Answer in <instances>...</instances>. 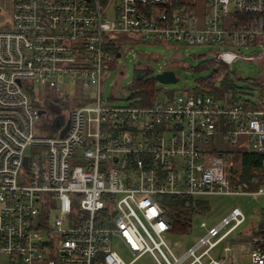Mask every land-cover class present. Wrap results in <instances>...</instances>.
Instances as JSON below:
<instances>
[{"label": "built area", "instance_id": "built-area-1", "mask_svg": "<svg viewBox=\"0 0 264 264\" xmlns=\"http://www.w3.org/2000/svg\"><path fill=\"white\" fill-rule=\"evenodd\" d=\"M125 37L216 43L217 63L264 58V0H11L0 27V264H131L145 252L156 264H228L246 242L249 264H264V221L213 252L244 223L239 207L176 253L160 198L241 192L238 159L223 152L257 153L264 168L263 99L187 89L113 104L102 79L120 50L105 46ZM254 43L257 54L239 52ZM37 86L57 95L40 105Z\"/></svg>", "mask_w": 264, "mask_h": 264}, {"label": "rangeland", "instance_id": "rangeland-1", "mask_svg": "<svg viewBox=\"0 0 264 264\" xmlns=\"http://www.w3.org/2000/svg\"><path fill=\"white\" fill-rule=\"evenodd\" d=\"M11 0H0V27L4 25L11 9ZM207 7V6H206ZM203 8V5H202ZM263 48V44L254 43L240 46L239 52L244 55L257 54ZM219 49L216 43H191L176 44L168 40L164 44L159 40L142 39L140 41L125 37L121 42L120 54L113 59L114 67L110 68L103 75L102 91L105 97L109 92L114 93L115 97L110 102L113 104L126 105L132 101L127 98L131 94V85L133 82L134 69L140 64H146L150 67L149 77L154 78L155 86L161 89L158 99H161L163 90H171L175 94H182L185 90L195 86L197 78L210 76L218 64L212 65L207 62L212 61L213 53ZM203 66L202 68H199ZM198 68V70H195ZM229 77L232 80L233 88L227 89L226 96L219 98L220 101L231 97L234 102L243 104H257L260 100L264 101V58L255 57L254 59H245L237 57L233 62L226 65ZM163 69L173 70L178 78L173 82H160L155 78L156 74ZM121 70V73H120ZM219 81H215L218 85ZM56 90L50 87L37 86V100L42 104L46 96L55 97ZM41 100V101H40ZM38 104V103H37ZM227 145L226 139L223 143ZM239 162V161H238ZM235 162V166L240 171V163ZM261 185L254 186L252 190H245L239 185L241 192L235 194H215L194 196L197 199L205 201V208H196L191 216V225L188 232L184 234L170 232L166 239L176 253H180L188 246L192 245L200 236L205 234L208 227L217 224L231 208L239 207L244 215L245 221L242 225L233 230L230 235L224 238L217 245L213 252H219L223 246H230L233 241L247 240V235L242 234L250 224L257 226L264 221V194H254L248 191H255ZM246 192H244V191ZM58 205L52 206L49 211L50 221L60 212ZM205 221V225L201 222ZM224 230V229H223ZM222 230V231H223ZM116 249L121 252L123 259L128 261L130 255L123 250L122 245L115 240ZM244 249L237 251L234 257L229 256L228 264H249V245L245 244ZM231 258H234L231 261ZM3 264V263H2ZM131 264H156L149 252H145L136 258Z\"/></svg>", "mask_w": 264, "mask_h": 264}, {"label": "trees", "instance_id": "trees-1", "mask_svg": "<svg viewBox=\"0 0 264 264\" xmlns=\"http://www.w3.org/2000/svg\"><path fill=\"white\" fill-rule=\"evenodd\" d=\"M107 50L119 49V44L106 45ZM208 64H218V67L213 70L210 76L197 78L196 84L191 90L193 93L208 94L219 99L224 98L227 89L233 88L232 80L229 77V72L225 63L209 61ZM200 66L199 68H202ZM150 67L146 64H138L134 69L133 82L131 85V94L139 97L145 103H151L160 92L155 86L154 78L149 77ZM195 70H198L196 68ZM215 81H219L215 85ZM161 92L174 93L171 90H163ZM229 101H234L231 97ZM245 106H257V104H244ZM218 152H220L218 150ZM230 152L238 159L240 163V171L237 174V179L234 183L241 185L245 190H252L254 186H259L264 183V168L261 164V156L250 151H224ZM163 204L167 206V215L169 218L170 231L172 233L184 234L188 232L191 225V216L196 208L204 209L206 204L204 200L197 199L187 194H162L160 196Z\"/></svg>", "mask_w": 264, "mask_h": 264}, {"label": "water", "instance_id": "water-1", "mask_svg": "<svg viewBox=\"0 0 264 264\" xmlns=\"http://www.w3.org/2000/svg\"><path fill=\"white\" fill-rule=\"evenodd\" d=\"M160 82H173L176 81L178 78L176 77L173 70L170 69H163L155 76ZM67 125L60 131V134H63ZM26 159V157H25Z\"/></svg>", "mask_w": 264, "mask_h": 264}, {"label": "crops", "instance_id": "crops-1", "mask_svg": "<svg viewBox=\"0 0 264 264\" xmlns=\"http://www.w3.org/2000/svg\"><path fill=\"white\" fill-rule=\"evenodd\" d=\"M10 4H11V1H10ZM197 8H201V6H197Z\"/></svg>", "mask_w": 264, "mask_h": 264}]
</instances>
